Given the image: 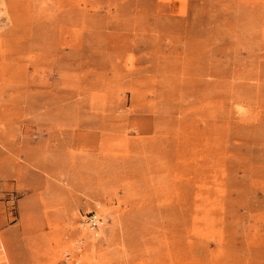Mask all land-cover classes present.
<instances>
[{"label":"rangeland","instance_id":"374dc122","mask_svg":"<svg viewBox=\"0 0 264 264\" xmlns=\"http://www.w3.org/2000/svg\"><path fill=\"white\" fill-rule=\"evenodd\" d=\"M0 264H264V0H0Z\"/></svg>","mask_w":264,"mask_h":264},{"label":"built area","instance_id":"2783aa9c","mask_svg":"<svg viewBox=\"0 0 264 264\" xmlns=\"http://www.w3.org/2000/svg\"><path fill=\"white\" fill-rule=\"evenodd\" d=\"M87 222L90 227L97 228L100 226V223H102V218L94 214L88 218Z\"/></svg>","mask_w":264,"mask_h":264}]
</instances>
